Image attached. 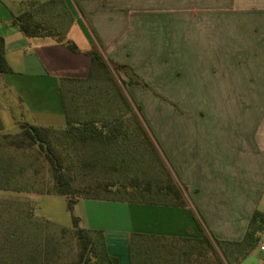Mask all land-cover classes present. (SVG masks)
Masks as SVG:
<instances>
[{"label":"crops","instance_id":"0c3cea01","mask_svg":"<svg viewBox=\"0 0 264 264\" xmlns=\"http://www.w3.org/2000/svg\"><path fill=\"white\" fill-rule=\"evenodd\" d=\"M33 3H49L51 20L64 11L59 24L79 52L12 23ZM0 38L10 69L0 73L6 133L20 123L64 127L61 79H86L92 48L165 95L127 86L186 187V206L80 198L73 207L81 228L103 232L118 264H131L133 234L199 239L192 216L220 259L224 246L243 247L252 214H264V0H0ZM262 243L264 235L233 264H264Z\"/></svg>","mask_w":264,"mask_h":264},{"label":"trees","instance_id":"16d2710c","mask_svg":"<svg viewBox=\"0 0 264 264\" xmlns=\"http://www.w3.org/2000/svg\"><path fill=\"white\" fill-rule=\"evenodd\" d=\"M47 6H49V3H33L24 12L14 15L12 23L17 24L25 35H50L58 42L64 43L71 51L79 52L77 46L66 38L62 25L57 30L47 28L46 23L51 21V18L45 15ZM60 12H57L56 15L62 16ZM86 54L91 58L87 78L83 80L61 79L60 89L66 115L64 127L49 128L20 123L18 132L6 133L2 130L0 124L2 138L7 142V145L13 148L15 153L19 152L26 157L25 161L20 164L15 159L9 160L10 162H7L6 166L0 163V176L4 182L9 184L11 181L16 183L17 179L22 178L24 180V174L28 172L26 173L27 178H33L32 182L30 181L31 183L27 180L29 187L33 185L37 187L36 191L33 192L56 194L66 198L67 208L72 213V234L78 245L76 260L67 264H118L117 258L107 253L104 234L101 230L86 229L79 226L78 217L73 215V207L76 201L80 198L124 200L183 207L186 206L184 199L186 187L176 182L164 153L142 115L141 107L131 98V102L127 101L120 88L117 90L121 98L124 99L123 103L127 109V115L125 114V116L127 123L131 124V129H128L130 125L125 123L123 118L108 121L96 118L78 120L69 116L66 102L68 95L64 91L65 85L87 82L97 71L110 74V67L126 76L127 79L125 77L120 78L126 88L128 85L138 84L145 90L152 91L146 81L139 77L131 67L104 58L96 48L86 51ZM9 71L10 69L4 58L2 39L0 38V73ZM131 135L134 138L138 137L143 140L151 153L152 163H157L162 169L163 178L159 180H150V178L143 184L137 178L132 179L127 184L112 179L98 180V171H105V175L112 178L118 177L120 171L122 173L125 160L123 156L119 157L121 154L120 148L126 145L129 146ZM162 158L165 160L166 165L163 163ZM94 172L96 173L93 174ZM46 175L49 179L46 178ZM89 176H94V181L83 182V178ZM7 188L0 187V189ZM22 190H24L23 187L21 190L18 187V191ZM124 194L133 196L127 198ZM150 194L157 198L155 200L144 198ZM192 217L201 233V237L195 240H185L198 246L194 249V245H191L187 252L188 255L191 259L199 260L201 264H224L218 254H215V249L198 220L195 216ZM68 230L67 228H61V233L64 234ZM262 235H264V214L255 211L240 243L243 245L241 257L249 248L260 242ZM139 238L156 240L161 238L150 235H132L130 240L131 264H148V261L140 259L133 251V243ZM55 247V245L52 246L53 249Z\"/></svg>","mask_w":264,"mask_h":264},{"label":"rangeland","instance_id":"374dc122","mask_svg":"<svg viewBox=\"0 0 264 264\" xmlns=\"http://www.w3.org/2000/svg\"><path fill=\"white\" fill-rule=\"evenodd\" d=\"M63 13L61 10L60 15L64 16ZM62 16L48 21L47 28L59 29L64 22ZM58 20L62 23L59 24ZM110 68V74L97 71L87 82L65 85L64 91L68 95L67 110L72 119L96 118L108 121L123 118L125 123L128 122L124 99L117 90L120 88L127 101L131 102L127 88L120 80L122 77L127 78L122 72ZM151 90L149 92L158 99L167 101L160 91L152 88ZM127 124L130 125L128 129H131V124ZM130 139L129 146L120 148L121 154H118L125 160L122 173L120 171L118 177L112 178L105 175V171H98V180L112 179L127 184L137 178L143 184L150 178H163L162 169L157 163H152L151 153L143 140L133 136ZM25 158L23 154L15 153L13 148L7 145L0 132V163L6 166L9 160L15 159L20 164ZM163 163L166 165L164 159ZM26 173V180L21 178L17 179L16 183L11 181L9 184L0 176V187L8 186L7 189H0V264H67L76 260L78 245L72 234V213L67 208L66 198L61 195L39 196L44 193L33 192L37 187H29L28 181L32 182L33 178H27ZM46 178L49 179L47 175ZM93 179L94 176H89L83 178V182H93ZM18 187L20 190L23 187L24 190L18 191ZM124 196L130 198L133 195ZM144 198L155 200L157 197L150 194ZM61 228L70 231L62 234ZM53 245L56 246L54 249ZM133 249L140 259H145L148 264H201L199 260L191 259L188 255L190 245L185 241L139 238L133 244ZM229 251L231 256L230 253L229 256L227 254ZM222 253L221 261L224 264H233L243 254V247L230 250L224 246Z\"/></svg>","mask_w":264,"mask_h":264},{"label":"built area","instance_id":"2783aa9c","mask_svg":"<svg viewBox=\"0 0 264 264\" xmlns=\"http://www.w3.org/2000/svg\"><path fill=\"white\" fill-rule=\"evenodd\" d=\"M260 250L264 251V243L259 246Z\"/></svg>","mask_w":264,"mask_h":264}]
</instances>
